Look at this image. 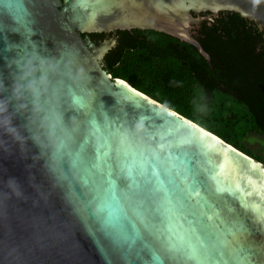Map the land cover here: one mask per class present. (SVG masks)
<instances>
[{"label": "water", "instance_id": "water-1", "mask_svg": "<svg viewBox=\"0 0 264 264\" xmlns=\"http://www.w3.org/2000/svg\"><path fill=\"white\" fill-rule=\"evenodd\" d=\"M243 1L234 0L228 4L227 0H0V78L9 87L14 82V61L20 58L19 49L37 51L43 57L61 62L65 61L66 54L74 53L77 61L87 70L89 80L85 90L74 86L71 80L64 81L66 94L70 97L66 105L68 116H82L89 125L96 123L106 126L113 133L143 121L155 145H173L174 138L189 140L183 147L188 150L199 177V196L193 193L192 207L184 210L177 228L194 229L197 235H201L199 214L207 211L200 200V197H204L212 207V212H208L212 219L206 221L210 225L209 230L222 234L225 243L220 249L222 255L215 259L198 262L175 256L165 259L164 264H264V225L257 216L264 212V199L254 187L255 183L262 182L264 174L255 177L249 171L257 167H253L252 160L262 163L138 90L128 81L112 79L102 67V58L115 45V37L97 44L89 37L83 38L82 34L134 28L168 32L195 46L211 62L207 51L193 37L195 26L214 19L222 10L241 9ZM5 3H14L17 7L6 9ZM202 12L208 14L203 16ZM241 13L246 15L243 11ZM118 81H124V85ZM130 89H135L141 95L136 96ZM128 95L131 96L129 99ZM156 109H160L161 113L154 114ZM169 113L177 115L173 117ZM201 128L210 138H219L223 141L222 145L229 148L233 165L243 183L246 185L250 179L254 184L247 190V200L243 201L239 191L230 192L217 187L212 173L222 155L217 152L206 154L196 141L190 140L193 130ZM183 130L188 135H184ZM157 133L164 138L161 139ZM109 142L113 143V150L118 146L111 139ZM79 144L84 145L86 153L95 152L100 162L108 158L104 155L108 151L105 140L97 144L94 139L84 136ZM174 151L171 147L168 154ZM38 154L36 148L27 154L21 152L19 146L11 151L0 149V189L7 191L4 186L9 179L15 178L27 197L12 202L19 215L27 221L26 226L15 219L17 213L13 210L16 239H31L36 232L48 237L49 230L53 228L59 232L57 239L49 238L39 245L34 242L30 244L34 252L29 255V264H159L155 254L147 251L137 250L126 255L108 248L100 225L95 221H85L72 229L64 227L63 221L68 219L67 210L60 194L53 189L43 171L44 161L34 159ZM111 155L109 153V157ZM81 169L82 184L88 187L96 177ZM255 203L259 207L257 214L252 207ZM228 229L235 234H229ZM3 235L0 232V238Z\"/></svg>", "mask_w": 264, "mask_h": 264}, {"label": "clouds", "instance_id": "clouds-1", "mask_svg": "<svg viewBox=\"0 0 264 264\" xmlns=\"http://www.w3.org/2000/svg\"><path fill=\"white\" fill-rule=\"evenodd\" d=\"M19 53L20 58L14 61L16 71L11 87L0 78V149L11 151L19 146L25 154L33 148L39 150L34 159L44 161L43 171L53 189L60 194L68 213L64 227L72 229L85 221L101 223L108 193L99 178L88 187L83 186L82 169L74 159L80 140L88 136L100 144L111 134L117 145L126 138L131 146L140 145L162 155H168L172 145L153 144L143 121L113 133L106 126L89 125L82 116H68L66 105L70 97L66 94L64 81L71 80L74 86L85 90L89 80L87 70L75 54H66L65 61L61 62L43 57L37 51L25 52L21 48ZM183 134L188 135L186 130ZM4 187L7 191L0 189V232L4 233L0 238V264H29V255L34 252L30 244L57 239L59 232L53 228L48 237L36 232L31 239L17 240L13 210L17 213L15 219L26 226L27 221L12 202L27 197L15 178L9 179Z\"/></svg>", "mask_w": 264, "mask_h": 264}, {"label": "trees", "instance_id": "trees-1", "mask_svg": "<svg viewBox=\"0 0 264 264\" xmlns=\"http://www.w3.org/2000/svg\"><path fill=\"white\" fill-rule=\"evenodd\" d=\"M135 32L138 35L134 39L129 31H122L124 39L105 57V67L113 77L128 81L257 161L264 162V157L256 154L247 143L251 138H264V75L258 81H252L251 77L245 85L239 78L240 82L232 85L229 74L232 63L241 69L249 60V67L255 69L260 59H264V50L261 54L257 52L258 42L262 41L258 29L232 11H222L216 19L204 22L199 32L207 34L201 42L211 57V65L195 46L179 38L160 33L162 41L164 36L167 38L162 47L163 42L140 41L139 36L144 32ZM220 32L228 34L231 43H227L223 35V38L218 36L219 43L214 45L212 38ZM91 36L100 40L104 35L94 33ZM243 43L248 48V60L238 51ZM116 63L119 64L116 66Z\"/></svg>", "mask_w": 264, "mask_h": 264}, {"label": "snow or ice", "instance_id": "snow-or-ice-1", "mask_svg": "<svg viewBox=\"0 0 264 264\" xmlns=\"http://www.w3.org/2000/svg\"><path fill=\"white\" fill-rule=\"evenodd\" d=\"M4 7L14 9L17 4L5 3ZM118 83L124 85V81ZM130 91L141 95L135 89ZM169 115L176 117L177 114ZM109 139L112 140L111 134L105 138L108 151L104 155L108 158L103 162L97 160L95 152L86 153L80 144L74 158L79 167L102 180L106 187L105 215L99 225L107 247L126 255L137 250L147 251L155 254L159 264H164L168 257L206 262L222 255L220 249L225 241L222 234L209 230L206 221L212 219L208 215L212 207L204 197L200 200L207 211L199 214L201 235L194 229L177 228L184 210L192 207L193 193L199 196V177L188 150L183 147L189 140L174 138L175 151L162 155L140 145L131 146L126 138L113 150ZM109 153H112L110 157ZM261 198L264 199V191ZM226 231L235 234L231 229Z\"/></svg>", "mask_w": 264, "mask_h": 264}, {"label": "flooded vegetation", "instance_id": "flooded-vegetation-1", "mask_svg": "<svg viewBox=\"0 0 264 264\" xmlns=\"http://www.w3.org/2000/svg\"><path fill=\"white\" fill-rule=\"evenodd\" d=\"M232 1H234V0H227L228 4H230ZM236 7H238V6H236ZM222 11H232V12L238 13L242 17H244L246 20H248L249 23H251L254 27H256L258 29L259 33L262 34L261 35L262 36V41L259 40V42H258L257 52L259 54H261L262 51L264 50V0H256L255 2H252V0H244L243 1V6H242L241 9L231 8V9L222 10ZM222 11H220V13ZM242 11L245 12L246 15H243L241 13ZM202 14H203V16H206L208 13L207 12H202ZM219 14L217 16H215L214 19H216V17H218ZM207 21H211V20H207ZM204 22H206V21H204ZM204 22H202L200 24H197L195 26L194 30H193V37L203 46V48H204V45L201 42V39H202L203 35H207V34H200L199 30L202 28V25H203ZM136 30H141V31L144 32V34L139 36L140 41H148L151 44H155V42H157V43L163 42V45H161L162 47L164 46L165 40L167 38H166V36H164L163 38H165V40L162 41L160 38L163 35H160V33H165V35H170V36L179 38L182 41L187 42L186 40L181 39L180 37L171 35L168 32H161V31H158V30H149V29H139V28H134L132 30L118 29V30H115V31H111L109 33L108 32H103V31L102 32H98V33H101V34L104 35L100 40H94L92 38L91 35L94 34V33H83L82 37L83 38L89 37L93 42H95L97 44H101L102 42L106 41L107 39H109L111 37H115V45L113 46V48H115L124 39V35L122 34V31H129L130 35L132 37H134V39H135V37H137V35H138V33L135 32ZM147 31H154L155 33L147 32ZM215 35L216 36L214 38H212L214 45L217 46V44L219 43L217 41L218 36H220V38H223V35H224V38H226L225 41L227 43L230 41L229 43H231V39H230V36L228 34H224L223 32H220V33H216ZM151 38H154V40L151 39ZM197 51H198V49H197ZM238 51L242 52L244 55H246L245 58L248 60V55H247L248 48H247V45H245V43L242 44V48L241 49L238 47ZM106 55L102 58V67L108 74H110L112 79H115V77H113V74L111 72H109L106 69V67H105V57H106ZM211 62L209 61L210 65H211ZM118 64L119 63H116V66ZM229 68H230V72H229V74H230V83L232 85H234L235 83H239L240 79H241V83L243 85H245V83H247L251 77H252V81L253 80L258 81V79L261 78L264 75V59H262V60L260 59L259 64H258L257 68H255V69L249 67V60L247 61V64L241 69L238 68V67H235V65L233 63L229 66ZM249 68H251V71L249 70ZM212 70H213V74H215L216 73V67L214 65L212 66Z\"/></svg>", "mask_w": 264, "mask_h": 264}, {"label": "bare ground", "instance_id": "bare-ground-1", "mask_svg": "<svg viewBox=\"0 0 264 264\" xmlns=\"http://www.w3.org/2000/svg\"><path fill=\"white\" fill-rule=\"evenodd\" d=\"M130 97L131 96L128 95L127 98L129 99ZM160 109H156L154 111V114H160ZM201 129L202 130H193L192 137L190 138V140L192 139L193 141H196L206 154H209L211 152H217L222 155L220 163L216 165L217 168L212 173L217 187L220 190L228 189L230 192L239 191V194L243 201L247 200V190L250 186H253L254 184H252L249 179L247 180L245 185V183H243V180L238 177L237 169L233 165L232 156L229 154V148L227 146L222 145L223 141L217 137L210 138L209 134H207V132H205L203 128ZM252 165L254 167L255 165L258 166L259 164L252 160ZM254 187L260 192L264 190V176L262 178V182L255 183ZM252 207L254 208V211L257 214V211H259L257 203H255ZM257 216L260 222L264 225V212L257 214Z\"/></svg>", "mask_w": 264, "mask_h": 264}, {"label": "rangeland", "instance_id": "rangeland-1", "mask_svg": "<svg viewBox=\"0 0 264 264\" xmlns=\"http://www.w3.org/2000/svg\"><path fill=\"white\" fill-rule=\"evenodd\" d=\"M248 143V147L253 149L254 152L258 155H261L264 157V138L263 137H256V138H251V140ZM262 164H259L256 167V170L253 171V169H249V171L251 172L252 175H256L255 177H257V175L260 174H264V162H261Z\"/></svg>", "mask_w": 264, "mask_h": 264}]
</instances>
